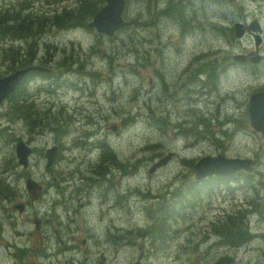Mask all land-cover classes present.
Masks as SVG:
<instances>
[{
    "label": "rangeland",
    "instance_id": "1",
    "mask_svg": "<svg viewBox=\"0 0 264 264\" xmlns=\"http://www.w3.org/2000/svg\"><path fill=\"white\" fill-rule=\"evenodd\" d=\"M25 1L32 4L38 0ZM78 3L52 0L46 16L66 7L74 10L78 21L85 16L86 24L92 17L88 15L89 4H98L99 8L105 0ZM128 4L123 17L129 24L113 36L98 33L87 24L85 28H70L69 25L82 21L72 20L69 11L64 10L58 24L66 30L48 38L45 23L40 24L42 19L32 15L30 8L20 9L19 5L13 11L11 4L10 11H0V24L10 25L0 34V44L15 42L12 50L0 51V70L8 71L33 55L36 59L45 55L44 59L50 61L43 66L48 71L39 72L20 91L38 97L35 102H22L24 111L30 112V125L20 136L38 150L33 151L28 168L21 167L12 152L14 138L2 139L0 181L11 191L0 187V264H131L139 259V244L124 243L118 236L123 232L115 229H131V214L137 212L134 208L157 202L174 203L170 208L164 205L166 213L149 211V235L155 238L166 230H178L179 234L156 255L152 249L163 242L157 241L152 247L148 245L152 238L138 241L150 250L144 249L142 264H214L216 257L221 258L224 253L233 258V263L263 264V239L257 237L237 249L221 248L222 245L214 248L219 240L210 224L223 207L244 203L257 193L261 201L256 208L264 213V134L253 128L239 130L236 140L223 132L224 124L240 127L242 110L237 108L239 116L224 115L223 108L228 106L230 110L235 97L219 96L229 87L243 84L241 94L246 99L253 89L264 86L256 83L264 81V0H225L221 7L218 0L198 1L200 6L215 8L206 20L207 32H200L198 21L189 19L188 0L183 13V19L188 20L182 27L177 23L179 10L174 8L173 0H161L157 5L159 13L152 8L153 0H128ZM199 10L203 12L198 8L195 21H204ZM225 16L227 22L218 23L225 21ZM162 17L165 22L154 26L153 19ZM252 21L261 26L258 51L253 41L255 33L249 28ZM237 22L245 28L242 39L225 31L234 29ZM13 25L31 30L17 32ZM49 42L54 45L46 47ZM208 49L211 53L207 59L216 63V75L222 81L214 82L210 88L206 85V95H199L194 91L202 80L180 74V67L187 61L183 54L191 52L198 57ZM219 49L232 58L237 53L247 57L258 54L261 60L257 64L214 60ZM150 51L155 52L153 62L148 57ZM205 62L200 60L199 64ZM195 67L196 64L191 65V69ZM169 82L175 83L173 92ZM197 91L205 93L201 87ZM48 105L52 108L47 109ZM174 125L180 127L181 135L172 133ZM221 143L227 145L222 150L235 146L233 150L239 149L244 155L233 157L257 152L258 163L248 176L239 172L231 180L211 176L198 182L194 178V162L220 153ZM52 145L59 146L58 155L46 166L44 154ZM170 151L175 156L150 174L148 168L154 161ZM27 178L37 185L31 193L26 190ZM18 204L24 206L22 212L15 208ZM182 204L184 208L180 209ZM168 216H172V221L165 227ZM34 219L38 220L37 227ZM237 225L239 232H246L249 226ZM250 228L264 236V218L252 216ZM222 234L219 232L218 236ZM106 235L112 240L119 238L120 244L107 242Z\"/></svg>",
    "mask_w": 264,
    "mask_h": 264
},
{
    "label": "trees",
    "instance_id": "2",
    "mask_svg": "<svg viewBox=\"0 0 264 264\" xmlns=\"http://www.w3.org/2000/svg\"><path fill=\"white\" fill-rule=\"evenodd\" d=\"M11 1L15 2L18 0H11ZM89 1L90 0L81 1V4L88 3ZM170 1H172V0H170ZM193 7H195L194 2L191 3V5L189 4V11L192 14L197 13L198 8L193 9ZM174 8H177V10H179L178 14L180 17H179L178 22L183 23L184 21H186L187 18L183 19V13H186L185 2L182 1V2L176 3ZM64 10H67V9H63L62 11H64ZM94 10H95V5L93 6L92 4H89L88 15H91V13H93ZM201 10L203 11V13L206 17V15L208 13L206 12L205 7L201 6ZM68 11L70 13V17L72 20H74L76 22L82 21L81 24L69 25V26L80 27V28L86 27L85 16L83 17V20H82V17L80 16L81 20L78 21L76 16H75L76 13H74V10L68 9ZM61 12L60 13H53L52 15L44 17L42 19L40 24H43V22L45 23V25H46L45 29L49 33V34H47L48 38L53 37L56 34H58L59 32H61L60 28H65V27H62L58 24V22L60 21ZM130 14H131V12H130ZM34 16L39 17L37 12L35 13ZM191 18H192V16H191ZM7 27H10V25L5 24V25L0 27V30H6ZM11 27L13 29H15V31L21 32V33H26L29 30H31L30 27H28L29 28L28 29L27 26H22V25H20V26L13 25ZM36 30L40 31L39 29H36ZM40 32H44V31H40ZM36 73H37V75L39 74L38 72H36ZM32 78H33L32 72H29L27 74V76L24 78L23 83L17 85L13 89V91L11 93H9L4 98L2 103L0 104V121L5 125V133H6L7 138H10V139L14 138V140L18 139L20 137V135H22V133L25 132L27 130L28 126L30 125V124H28L29 118H30V112L28 111L26 113L24 111L22 102L24 100H28L29 102H35V100L38 97H36L33 93L20 94V91L23 89L24 86H26L27 84L30 83L29 81ZM51 108H52L51 105L47 106V109H51ZM80 110H82V109H80ZM32 123L35 124L36 120H33ZM1 135H2V133L0 132V140L2 139ZM260 157H261V155H260ZM98 174L101 175V171L98 172ZM251 188H253V186H251ZM194 196L196 198L199 197L198 194H194ZM217 197H219V196H217ZM185 201L187 203H192V200H189V199H186ZM260 201L261 200L258 196V193L254 194V195L250 196L246 200V202L237 204L236 207H233L231 209H225V210L221 211L214 218L215 220L213 219L214 221H212L210 224L212 231L218 235H219V232L224 233V235L222 234L223 236L217 235L219 241L215 242L216 244H214V248L217 245H222L221 248L237 249V248H240V247L245 246V245L252 242V241L249 242V240L251 238L249 232H252L250 225H249L251 222V217L255 216V217L259 218L260 220H262L264 218V213L259 211L256 208V204L259 203ZM173 203L174 202H170L169 204H173ZM149 204L150 203H144V205L147 208H148ZM225 208H228V207H225ZM148 209L151 211L157 212V210L155 208H148ZM158 212L159 213H166L160 209H158ZM142 213L145 216V218L140 222L139 225L144 227L145 224L148 222V217L144 213V211ZM171 221H172V216H168L165 227H168V225H169L168 223H171ZM239 223H248L249 226H248L246 232H239L238 231L240 229V226L237 224H239ZM221 226H223V228H221ZM137 227L138 226H136L135 228H137ZM233 228L236 229L237 231H235ZM130 237H131V229H127L124 233V236L121 239H126V238H130ZM257 237L264 240V236L262 234H257ZM165 241L170 243V241L168 239H166ZM262 251H263V257H264V249ZM232 260H233V258H230L228 256V254L224 253V254H222L221 258L216 257L214 264H233L234 260L233 261ZM256 264H258V263H256Z\"/></svg>",
    "mask_w": 264,
    "mask_h": 264
},
{
    "label": "water",
    "instance_id": "3",
    "mask_svg": "<svg viewBox=\"0 0 264 264\" xmlns=\"http://www.w3.org/2000/svg\"><path fill=\"white\" fill-rule=\"evenodd\" d=\"M104 5L98 13L94 15L90 26H94L99 32H103L107 35H113L114 31L120 28L122 25H126V21L122 19L121 13L123 11L124 0H106ZM36 69H41L36 67ZM23 71H16L8 76L0 78V102L10 93L17 83L21 79ZM250 119L253 122V127L257 130H261L264 133V96H254L251 100L249 108ZM55 149L48 151L47 153V164L49 165L54 157ZM29 150L24 145H20L17 148V156L19 162L24 166L27 164V156ZM172 153H168L166 156L159 159L156 163L151 166L150 171H153L155 167L163 165L170 157ZM255 163L247 157H230L223 154H219L217 157L204 156L193 166L195 177L197 180L202 181L203 179L217 175V176H228L239 171H249L251 166ZM28 187H32L29 183ZM133 264H140L136 261Z\"/></svg>",
    "mask_w": 264,
    "mask_h": 264
},
{
    "label": "flooded vegetation",
    "instance_id": "4",
    "mask_svg": "<svg viewBox=\"0 0 264 264\" xmlns=\"http://www.w3.org/2000/svg\"><path fill=\"white\" fill-rule=\"evenodd\" d=\"M214 3V2H213ZM195 7H193V9H194ZM5 10H4V12H8V11H10V9H11V4L10 5H8L6 8H4ZM205 10H206V12L208 13V14H214V11H215V8L213 9V8H209L208 7V5L207 6H205ZM199 12H200V14L201 15H203L204 13L203 12H201L200 10H199ZM138 13V12H137ZM164 22H165V20L164 19H162ZM3 24H0V27L2 26ZM8 28V27H7ZM2 32H4V30H0V34L2 33ZM237 34H239V32L237 33ZM150 53H153V51H150ZM153 55H155V52L153 53ZM150 61L151 62H153V60L152 59H150ZM171 61H173V60H171ZM167 69V68H166ZM220 74H221V72H220ZM165 77L166 78H168V75H167V72H165ZM170 81V80H169ZM170 83V91L171 92H173V90L174 89H172L171 90V88L172 87H175V83H173V82H169ZM177 85V84H176ZM219 96H224L225 97V95H219ZM249 99V98H248ZM247 103H248V101L247 102H245L243 105H244V107H243V109H242V112H241V120L239 121V124H240V126L242 127L243 125L242 124H244V123H246L247 122V118H249V104L247 105ZM219 104V103H218ZM219 107H220V104H219ZM227 107L228 106H225L224 108H223V110H222V113L224 114L225 112L227 113ZM255 132V131H254ZM225 145L224 144H220V147L219 148H223ZM58 148H59V146H58ZM55 153V152H54ZM254 156H252L253 158H256L257 159V163H258V157H255L256 155L255 154H253ZM27 183L29 184V181H27ZM148 196H150L151 195V193L150 192H147L146 193ZM164 200H168V198H164ZM170 202H157V203H153V204H150V206H154V208L157 210V212H158V209H160V210H163V207H164V205H166L167 207H171L172 206V204H169ZM155 205H156V207H155ZM184 205L185 204H182L181 206H180V209H182V208H184ZM110 206V205H109ZM19 208V212H22L23 211V206H19L18 207ZM110 209H112L111 208V206L109 207ZM139 208V210H141V211H144V213L147 215V217H148V213H149V211L150 212H152L151 210H149L148 208H146L145 207V205H143V207H138ZM113 210V209H112ZM223 210H225V209H223ZM113 220V218H111L110 219V221H112ZM34 223H36V220L34 219ZM113 226V225H112ZM151 230V229H150ZM166 232L167 233H163V234H158L157 235V237H155V238H152L150 235H149V227H148V222L145 224V226L144 227H142V228H139V227H137V228H135V229H132L131 230V239L130 238H128V239H126L125 241H124V243H128V242H131V246H135V245H137V244H139V248H140V251H139V253H138V257L137 258H140V257H143V251H144V249L146 248L148 251H150L149 249H148V247L147 246H145L144 244H142V243H138V241H141V242H145V241H147V239L148 238H152L149 242H148V245L149 246H152V247H155V243L157 242V241H160V242H163L162 244H161V246H159L157 249H155V250H153L152 249V251H154V252H152V254L153 255H156L155 253H157V252H161L163 249H165L167 246H169L170 245V243H168V242H166L165 240L166 239H168L170 242L172 241V238H174V237H176L177 236V234H179V231L178 230H173V231H169V230H166ZM119 234H120V232H119ZM250 234V236L251 237H253V236H256L257 237V234H255V235H252L251 233H249ZM251 239V238H250ZM115 243H118L119 244V242L118 241H116ZM43 252H44V254L45 255H47V251H45V250H43ZM145 252V251H144ZM138 260V259H137ZM137 260H135V261H137Z\"/></svg>",
    "mask_w": 264,
    "mask_h": 264
},
{
    "label": "bare ground",
    "instance_id": "5",
    "mask_svg": "<svg viewBox=\"0 0 264 264\" xmlns=\"http://www.w3.org/2000/svg\"><path fill=\"white\" fill-rule=\"evenodd\" d=\"M162 22H164V21L162 20ZM41 35H42V34H41ZM26 37H27V36H26ZM37 45H38V44H37ZM152 56H154L153 53H150V52H149V53H148V57H149V59H151ZM219 154H220V153H217V154H215V155H211V154H210V156H211V157H217ZM200 158H201V157H199V158L194 162L193 166H194V165L200 160Z\"/></svg>",
    "mask_w": 264,
    "mask_h": 264
}]
</instances>
